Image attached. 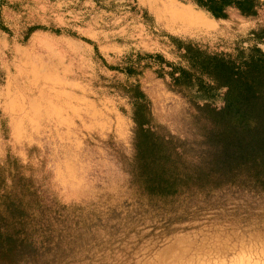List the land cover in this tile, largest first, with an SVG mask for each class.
<instances>
[{
  "label": "rangeland",
  "instance_id": "374dc122",
  "mask_svg": "<svg viewBox=\"0 0 264 264\" xmlns=\"http://www.w3.org/2000/svg\"><path fill=\"white\" fill-rule=\"evenodd\" d=\"M138 1L160 35L142 26ZM260 26L264 8L217 19L191 0H0V264H264V189L161 199L134 183L124 90L138 82L152 124L198 160L207 110L223 111L238 79L205 109L135 57L179 61L170 32L212 51H264ZM128 65L134 74L116 69Z\"/></svg>",
  "mask_w": 264,
  "mask_h": 264
},
{
  "label": "trees",
  "instance_id": "16d2710c",
  "mask_svg": "<svg viewBox=\"0 0 264 264\" xmlns=\"http://www.w3.org/2000/svg\"><path fill=\"white\" fill-rule=\"evenodd\" d=\"M192 1L217 19L228 17L229 10L243 17H257L264 8V0ZM139 9L144 29L160 35L162 26L152 11L147 6ZM253 33L264 41V26ZM166 35L168 46L179 61L167 59L160 52L138 53L135 59L144 68L156 67L159 76H169L171 86L188 93L193 100L202 101L205 109L220 98L234 79H238V84L222 95L226 101L223 111L207 110L213 133L209 136L208 150L198 160L185 152L176 138L152 124L149 100L140 84L124 86L136 124L134 183L147 195L161 199L212 191L225 185L264 189V51L256 44L239 47L235 52L212 51L179 34ZM116 69L134 74L133 65ZM10 244L11 241L8 245L12 251Z\"/></svg>",
  "mask_w": 264,
  "mask_h": 264
},
{
  "label": "bare ground",
  "instance_id": "6f19581e",
  "mask_svg": "<svg viewBox=\"0 0 264 264\" xmlns=\"http://www.w3.org/2000/svg\"><path fill=\"white\" fill-rule=\"evenodd\" d=\"M207 18H209V17H207ZM209 19H210V18H209ZM209 22H211V26H210V28H207L206 30H208V29H212V28L214 27L213 22H212L211 20H209ZM201 29H204V28H201Z\"/></svg>",
  "mask_w": 264,
  "mask_h": 264
},
{
  "label": "crops",
  "instance_id": "0c3cea01",
  "mask_svg": "<svg viewBox=\"0 0 264 264\" xmlns=\"http://www.w3.org/2000/svg\"><path fill=\"white\" fill-rule=\"evenodd\" d=\"M192 1V0H191Z\"/></svg>",
  "mask_w": 264,
  "mask_h": 264
}]
</instances>
